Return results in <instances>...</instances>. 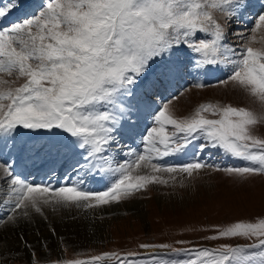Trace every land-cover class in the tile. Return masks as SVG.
Instances as JSON below:
<instances>
[{
  "label": "snow or ice",
  "instance_id": "snow-or-ice-1",
  "mask_svg": "<svg viewBox=\"0 0 264 264\" xmlns=\"http://www.w3.org/2000/svg\"><path fill=\"white\" fill-rule=\"evenodd\" d=\"M24 6L25 0L0 6V138L7 146V140L21 135L46 136L32 150L37 155L45 149L63 153L76 180L70 176L59 186L29 182L15 173V162H0V181L6 185L0 194V231L47 220L46 209L95 211L132 200L151 185H168L181 174L190 178L213 170L199 156L167 164L166 158L186 153L192 145L199 154L222 151L244 162L216 166L217 172L241 182L264 177V136L256 134L264 126V10L249 32L237 33L244 43L234 47L227 43L228 22L243 19L249 0H44L37 13L3 23ZM201 33L205 38H199ZM181 49L195 56L181 60ZM212 66L230 68L221 83L242 89L259 107L209 101L184 114L168 100L149 113L152 126L143 135L142 148H129L128 158L115 162L117 134L134 127L132 116L156 103L153 96L160 88L183 73ZM142 168L150 172L142 173ZM95 175L107 179L105 190L85 187ZM49 231L56 234L55 227ZM210 231L203 239L218 242L215 247H140L189 253L180 264H264V213ZM19 239L27 250L26 264H129V257L139 255L105 251L88 259L53 260L40 240L38 256L23 235ZM0 264H8V258L0 256Z\"/></svg>",
  "mask_w": 264,
  "mask_h": 264
},
{
  "label": "rangeland",
  "instance_id": "rangeland-1",
  "mask_svg": "<svg viewBox=\"0 0 264 264\" xmlns=\"http://www.w3.org/2000/svg\"><path fill=\"white\" fill-rule=\"evenodd\" d=\"M26 1L29 0H25V3ZM33 4L34 2L29 6ZM39 10L40 7L36 13ZM256 10L258 12L264 10V6ZM258 12L251 15L253 18L250 19L249 26L236 27L239 30L233 29L229 32L233 37L227 38L228 44L241 40L235 36L240 31L247 33L254 27ZM254 46L262 45L257 43ZM181 93L183 95L180 94L178 100H181V104L184 101L183 106H189L185 114L191 112L199 103L209 101L253 109L259 107L254 97L231 83L227 86L222 83L206 85L204 88L186 86ZM209 118L218 117L210 115ZM134 132L140 133L135 127L130 133ZM256 134L264 136V126H258ZM17 142L22 143L18 138ZM220 167L227 166L222 164ZM141 172L147 173L150 169ZM182 182L184 186H181ZM5 187L6 185H3V188ZM135 204L137 209H134ZM113 205L115 212L111 206L99 209L97 213L82 210L80 214L85 216V221L81 220L80 229L83 227L84 229L75 234V231H64L59 236L60 243L46 238L43 244L45 249L54 243L51 255L47 253L48 258L88 259L105 251H116L122 254L139 253L128 258L129 264H180V261L189 258V253L159 248L143 249L140 245L171 244L174 248H190L192 245L217 246L218 242L203 239L204 236L211 234L213 226H225L233 221L248 220L264 213V177L241 182L223 171L206 169L190 178H185L184 174H181L175 181L170 180L168 185H151L147 190L138 193L134 199ZM179 241L188 243L181 244ZM240 242L244 241L241 239ZM36 251L40 256L41 251L39 249ZM10 253L3 256L8 258V264H26L27 250L16 252L13 249Z\"/></svg>",
  "mask_w": 264,
  "mask_h": 264
},
{
  "label": "bare ground",
  "instance_id": "bare-ground-1",
  "mask_svg": "<svg viewBox=\"0 0 264 264\" xmlns=\"http://www.w3.org/2000/svg\"><path fill=\"white\" fill-rule=\"evenodd\" d=\"M34 2L33 5L29 6L31 3ZM31 1H26L25 6L23 8H29V9H34V6L36 4H39L41 1L40 0H31ZM254 4H264V1L262 0H255L253 1ZM255 5V6H257ZM255 6H251V7H255ZM21 8V9H23ZM24 13H18V12H11V14L7 17V19L5 21H3L4 24H7L12 17H16L17 15H22ZM244 19L248 20V16L247 14H244ZM173 102V106L175 107V109L177 110V112L179 113H186L187 109H189L188 105L183 106V102L181 104V100L176 99V101L172 100ZM158 106L157 103H155L153 106H149L147 108H143L138 115L135 116H139L140 114H148L149 112L153 111L154 109H156ZM134 117V116H132ZM120 134V133H119ZM118 134V135H119ZM18 139H20L21 142L24 141H28L31 142L32 144H34V142L37 140V143L35 144L37 147H39V141L41 139H43V141H45V136H41V137H35L33 139H30L28 136L25 135H21L20 137H18ZM20 143V142H18ZM120 144V141L119 143ZM32 153V150L29 149L28 147H25L24 149V153H23V161L25 156L27 155V153ZM19 154V149L17 148V144H15V147H9L8 150L6 151H1L0 150V162L7 160L8 162H10L11 160H16V158L18 157ZM13 155V156H12ZM55 150H53L51 153L48 152V150H43L41 151L38 155L36 154V157L38 158H43V156H45V160L49 158V162L46 163L43 168L41 169V175H43V177L45 178V181H51V183H53L56 180V175L57 174H62L65 171H69V169L71 168L69 166V164H65L64 163V156L63 154L61 156H58L57 158L55 157ZM54 158V159H52ZM51 159L53 160V165H57V167L53 168V165L51 164ZM61 166H64V168L61 170ZM60 168V169H59ZM53 169V170H52ZM145 169L147 168H143L141 171H145ZM51 172L55 173L54 177H51ZM148 173V172H147ZM22 174H25V172L23 171ZM96 176H90L89 178L93 177V180L96 182ZM49 177V178H48ZM58 177V176H57ZM73 181L76 180V175L74 176V178H72ZM106 179V178H105ZM68 179L65 178H60L58 177V185H63L64 183L67 182ZM107 181V179H106ZM108 184V181L107 183ZM97 186H103L104 188L107 185H95L93 182L87 181L85 184V187L89 190H93V191H97L95 188H97ZM0 187H1V181H0ZM105 190V189H104ZM102 191V190H101ZM113 211L115 212L116 209L114 208V205H111ZM134 209H137V204H135ZM99 209H96L95 212L97 213ZM109 210V209H108ZM82 210H77V209H71V210H61L60 212H52L51 209H46V214L48 216L47 220H44L42 218L39 219V221L34 220L30 225L26 226V227H17L14 230L13 229H8L5 231H0V256H4L7 254H11L9 252V249H11V251H13V249L16 251L17 249L20 250H26L23 247V244L21 243L19 237L21 235H23L24 239L27 240L30 244H35L34 247L36 249H39L41 251V246L40 244H37L36 241L40 240L41 244H45L46 238H49V241H57V243H60L59 241V236L64 233V231H75V233H80L79 230H83L84 227L82 229H80L82 223V221H85V216L81 215L80 212ZM3 216V212L0 211V217ZM81 216V217H80ZM79 218V219H76ZM2 226V225H0ZM50 227H55L56 229V234L53 235L50 231L49 228ZM1 228V227H0ZM17 247V248H16ZM54 247V243H51V247L50 248H46L44 247L43 252L44 253H48L49 255H51V250ZM17 252V251H16Z\"/></svg>",
  "mask_w": 264,
  "mask_h": 264
}]
</instances>
